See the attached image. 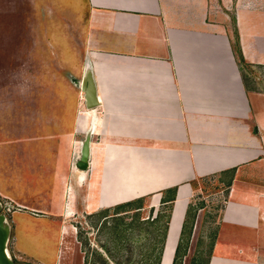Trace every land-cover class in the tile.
I'll use <instances>...</instances> for the list:
<instances>
[{"label": "crops", "instance_id": "1", "mask_svg": "<svg viewBox=\"0 0 264 264\" xmlns=\"http://www.w3.org/2000/svg\"><path fill=\"white\" fill-rule=\"evenodd\" d=\"M82 1L84 63L91 65L99 105L84 108L83 64L71 133L89 134L88 168H77L81 139H73L64 159L51 133L31 126L10 148L0 139V152L18 159L8 170L0 163V194L13 202L18 191L24 197L15 204L22 209L46 208L64 218L111 213L117 204L151 195L154 216L163 192L177 187L161 258L164 264L170 249L171 264L192 182L228 176L223 221L231 237L215 239L208 264H257L247 249L261 243L250 229L264 215V174L249 187L240 171L258 159L264 167V95L252 79L264 66L257 43L264 0ZM56 142L63 144L57 136ZM15 215H6L9 255ZM196 229L195 223L188 253Z\"/></svg>", "mask_w": 264, "mask_h": 264}, {"label": "rangeland", "instance_id": "2", "mask_svg": "<svg viewBox=\"0 0 264 264\" xmlns=\"http://www.w3.org/2000/svg\"><path fill=\"white\" fill-rule=\"evenodd\" d=\"M85 16L82 0H0L2 148H10L17 133L31 126L50 132L54 150L60 151L64 159H70L73 139L84 140V135L71 133V123L76 106L74 97L78 94L77 80L84 64ZM258 36V46L264 50V32L259 31ZM253 74L257 91L264 95V66H259ZM56 136L63 144H57ZM4 152H0V163L8 170V164L18 159ZM258 160L253 161V165L243 166L240 171L242 182L248 183L249 187L256 185L258 176L264 174V167ZM230 181L231 178L223 176L192 182L194 192L187 206L199 209L187 214V207L185 219L188 217L189 223L193 224L192 233L195 223L197 229L183 264H191L192 259L208 264L215 239L220 238L221 233L222 237H231L224 225L227 222L223 221L229 207ZM15 195L12 202L0 194L1 213L6 217L17 212V230L13 231L17 240L13 239L9 255L14 264H103L99 254L109 264H143L139 260L145 256V245L153 243L139 239L137 230L130 234V230L121 226L123 221H131L132 212L119 214L123 221L109 219V227L104 228L95 214L76 213L64 218L46 208H40V212L24 210L15 204V201L21 202L19 199L24 195L20 196L18 191ZM144 199L145 208L139 212L142 220L151 218L150 206L157 205L151 195ZM251 224L254 227L250 230L261 237V245L252 244L247 250L255 251L257 264H264V215ZM115 225L121 230L118 236L114 235ZM62 227L67 228L65 234ZM240 235L244 241L251 239L243 233ZM190 241L191 237L189 244ZM102 246H106L110 255ZM149 260L148 264L154 263L153 254Z\"/></svg>", "mask_w": 264, "mask_h": 264}, {"label": "trees", "instance_id": "3", "mask_svg": "<svg viewBox=\"0 0 264 264\" xmlns=\"http://www.w3.org/2000/svg\"><path fill=\"white\" fill-rule=\"evenodd\" d=\"M235 50H238L239 46L235 43ZM242 60V59H241ZM230 185V182L228 183ZM176 191L177 187H172L167 190H165L163 193V196L160 200V203L158 205L156 214L153 216L154 208L151 207L150 210L152 211V217L148 219H139V212L143 210L145 207L143 205L144 197L143 198H137L131 201H127L125 203L117 204L115 205L111 212L109 210L102 211L100 213L95 214L98 215V218L100 220L101 227L107 228L109 227V219H112L114 221L120 219V221H123V218H120L118 216L121 213H133V218H131V221L128 223H125L124 221L121 223V226H123L126 230H130V234L133 232H138L139 239H147L150 241H153L152 244L150 242L148 245H145V253L144 258L142 260H139V262H143V264H148L150 261V256L154 255V263L153 264H161V258L163 255L165 240L167 236V231L169 227L170 217H171V211L173 208V203L176 200ZM199 208H193L191 209L190 206L188 207L187 214L191 211H194V213ZM194 216V215H193ZM118 225H115L114 228V235L121 234V230L117 229ZM192 227L193 224L189 223L188 217L185 219L179 241L177 243V246L174 250L173 258L171 260V264H183L184 259L187 257V252L189 249V240L192 233ZM124 230V231H126ZM103 249L107 254L110 255V252L108 249H106V246H102ZM147 250H150L146 252ZM211 251L209 252V255H211ZM99 257L102 260L103 264H109L108 261L99 254ZM199 261L196 259L191 260V264H200ZM206 263V262H205ZM189 264V263H188ZM207 264V263H206Z\"/></svg>", "mask_w": 264, "mask_h": 264}, {"label": "water", "instance_id": "4", "mask_svg": "<svg viewBox=\"0 0 264 264\" xmlns=\"http://www.w3.org/2000/svg\"><path fill=\"white\" fill-rule=\"evenodd\" d=\"M80 89L83 94L85 108L93 110L98 107L99 102L97 98L96 84L93 78L91 65L85 61L83 67L82 78L80 82ZM89 134L83 140L80 157L77 162V168L86 170L88 168L89 160ZM2 207L0 205V264H14L7 251V242L10 236V228L6 222V217L1 213Z\"/></svg>", "mask_w": 264, "mask_h": 264}, {"label": "bare ground", "instance_id": "5", "mask_svg": "<svg viewBox=\"0 0 264 264\" xmlns=\"http://www.w3.org/2000/svg\"><path fill=\"white\" fill-rule=\"evenodd\" d=\"M170 263V249L168 251V255H167V258H166V261L164 262V264H169Z\"/></svg>", "mask_w": 264, "mask_h": 264}]
</instances>
